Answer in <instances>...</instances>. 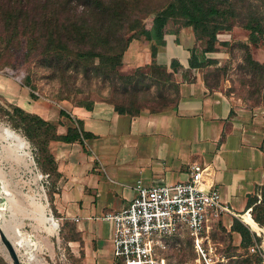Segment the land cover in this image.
<instances>
[{
    "label": "crops",
    "instance_id": "crops-1",
    "mask_svg": "<svg viewBox=\"0 0 264 264\" xmlns=\"http://www.w3.org/2000/svg\"><path fill=\"white\" fill-rule=\"evenodd\" d=\"M150 27L151 22L146 28ZM228 37L227 33L216 34L219 41ZM163 40L164 45L152 56L149 41L132 39L121 61L133 68L160 66L171 75L177 85V99L171 107L119 114L102 103L87 109L66 100L33 98L26 87L7 93L25 114L53 126L55 136H65L71 128L92 134L82 141L47 138L45 143L56 190L52 210L74 231L65 241L69 256L61 264H117L111 226L101 216L126 207L137 183L149 187L185 181L193 163L206 168L202 186L216 188L230 209L209 227L212 222L220 223L234 247L240 248L242 240L232 230L234 220L245 223L243 216L252 218L256 206L264 204L260 191L264 184V107L249 108L209 89L201 62L212 51H204V42L191 26L168 19ZM2 82L11 85L10 80ZM249 198L256 200L247 205ZM42 209L35 215L51 228L40 219ZM17 239L21 242L19 235ZM45 244L47 255L55 258L53 244Z\"/></svg>",
    "mask_w": 264,
    "mask_h": 264
},
{
    "label": "rangeland",
    "instance_id": "rangeland-1",
    "mask_svg": "<svg viewBox=\"0 0 264 264\" xmlns=\"http://www.w3.org/2000/svg\"><path fill=\"white\" fill-rule=\"evenodd\" d=\"M33 1L43 6L44 0ZM127 1L122 20L116 22V17L111 21L110 11L101 13L95 6L90 8L94 13L82 11L83 6L73 0L71 5L78 14L90 15L89 29L81 40L75 32L63 29L62 38H51L47 31L32 29L33 22L19 21L17 29L9 31H3L0 25V128L11 130L27 144L25 149L15 148L0 131V228L16 244L14 248L21 264L66 262L69 253L65 241L74 236V231L71 224L60 220L52 210L56 190L53 164L45 146L51 131L45 132L44 126L25 117L7 93L11 94L13 88L26 87L33 98L66 100L90 108L102 103L128 114L143 108L171 107L177 99L174 79L161 69L127 67L122 61L111 69L109 62L103 63L94 55L105 58L114 54L106 50L107 45L96 42L95 37L106 35L109 44L118 45L114 52L119 54L127 39L138 35L140 26L150 24L152 15L147 12L170 0ZM229 1L234 12L230 21L234 26L229 31H220L230 37L225 41L216 38L213 51L201 62L202 77L209 89L219 90L241 105L264 107V0ZM252 17L260 21L263 31L256 43L251 42L249 31L243 28ZM135 24L138 26L134 27ZM202 41L206 47V38ZM4 80H10L11 85H5ZM31 198L39 200L45 213L54 217L58 223L55 230L38 219L35 215L38 208ZM252 218L264 223V204L256 206ZM260 224L257 225L262 230L254 233L257 239L248 247L236 248L220 223L212 222L207 235L216 264H264V225ZM45 242L55 247V258L47 255ZM167 245L163 254L166 264H187L194 260L188 235H175ZM251 246L254 252L249 251ZM0 264H12L1 240Z\"/></svg>",
    "mask_w": 264,
    "mask_h": 264
},
{
    "label": "trees",
    "instance_id": "trees-1",
    "mask_svg": "<svg viewBox=\"0 0 264 264\" xmlns=\"http://www.w3.org/2000/svg\"><path fill=\"white\" fill-rule=\"evenodd\" d=\"M39 1V0H38ZM79 5H82L84 10L91 11V7L95 6L101 10V13L111 12V21L120 22L127 9V0H75ZM51 2V4H50ZM73 0H44L43 6L40 7L33 0H0V25L4 30L17 29L19 21L23 24L33 22V28L47 31L51 38H62L61 30L66 32H75V35L84 37V32L89 29L90 19L85 13L78 14L75 7L71 5ZM49 4V5H47ZM93 12V11H91ZM94 13V12H93ZM91 14V13H90ZM152 15L151 27L148 29L145 26H140L138 35L130 36L127 39L126 45L120 48V53L116 54L114 51L118 47L117 44H109L106 35H98L95 41L100 44L107 45V51L113 52L116 55L103 57L100 54H94L99 57L100 61L105 63L109 62L111 69L116 65L121 64L122 54L127 45L132 39L143 37L151 43V55L154 56L158 46L164 45L163 35L164 26L168 19L174 21H181L185 26H191L198 39L206 38V47L204 51H213V46L216 41V34L220 31H229L233 28L234 23L230 21V17L234 16L229 0H170L168 3L157 6L155 9L147 12V15ZM4 24V25H3ZM138 26L135 24L134 27ZM243 28L249 31V38L251 42L256 43L259 33H262V26L259 20L254 17L249 18ZM46 34V35H47ZM78 41V40H77ZM258 65L257 62H254ZM155 69H161L163 73L165 70L160 66L151 65ZM90 109V107H86ZM18 110V108H15ZM165 109V108H162ZM162 109H155L159 111ZM119 114H124V110L115 109ZM61 115L64 112H60ZM25 117L30 120L36 121L40 126H44V131H51L48 139H57L67 143L76 140L82 141L83 139L92 137V134L84 131H78L77 128L68 130L65 136H55L53 133L54 127L47 124L37 116L25 114ZM261 194L264 197V184L260 188ZM256 199H248L247 205H250ZM264 203V198L262 199ZM256 222L258 220L254 219ZM233 231L240 233L242 240V248L248 247L257 238L252 234L246 226L241 222L234 220Z\"/></svg>",
    "mask_w": 264,
    "mask_h": 264
},
{
    "label": "built area",
    "instance_id": "built-area-1",
    "mask_svg": "<svg viewBox=\"0 0 264 264\" xmlns=\"http://www.w3.org/2000/svg\"><path fill=\"white\" fill-rule=\"evenodd\" d=\"M205 170L193 163L183 182L149 187L137 183L126 207L101 216L111 226L117 264H166L167 242L179 234L188 235L195 255L187 264H216L207 235L209 223L230 209L216 188L202 186ZM249 251L254 252V247Z\"/></svg>",
    "mask_w": 264,
    "mask_h": 264
},
{
    "label": "bare ground",
    "instance_id": "bare-ground-1",
    "mask_svg": "<svg viewBox=\"0 0 264 264\" xmlns=\"http://www.w3.org/2000/svg\"><path fill=\"white\" fill-rule=\"evenodd\" d=\"M0 131L5 134L6 139H9L10 140V144L12 146H14L15 148H18V149H25L26 148V145L27 144L24 141V139L21 138V136H18L17 134L11 132V130L6 129V128H0ZM3 188H4V191H5V194H6L7 198H8V190L6 189V185L5 184H4V187ZM32 201L34 202V204L38 208H41V205L39 203V200H35L34 198H32ZM40 219H42L45 222H47L51 226V228L53 227L54 229H56L58 227V223L56 222V220L54 219V217H52L51 215H46V213H45V211L43 209H42V212L40 214ZM243 220L253 230H255V231H261V229L257 225V223L249 215L243 216ZM14 245L16 246L15 243H14Z\"/></svg>",
    "mask_w": 264,
    "mask_h": 264
},
{
    "label": "water",
    "instance_id": "water-1",
    "mask_svg": "<svg viewBox=\"0 0 264 264\" xmlns=\"http://www.w3.org/2000/svg\"><path fill=\"white\" fill-rule=\"evenodd\" d=\"M0 240L4 246V248L8 252V256L11 260L12 264H21L17 252L14 248V245L10 239V237L5 233L3 228H0Z\"/></svg>",
    "mask_w": 264,
    "mask_h": 264
}]
</instances>
